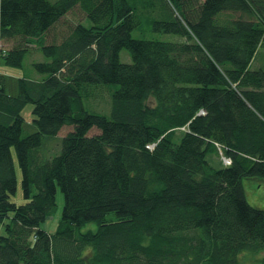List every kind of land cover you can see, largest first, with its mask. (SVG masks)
<instances>
[{"label": "trees", "instance_id": "obj_1", "mask_svg": "<svg viewBox=\"0 0 264 264\" xmlns=\"http://www.w3.org/2000/svg\"><path fill=\"white\" fill-rule=\"evenodd\" d=\"M144 23L179 40L134 37ZM262 47L264 0H0L4 63L48 58L17 95L0 75V264H264V209L243 186L264 180ZM106 93L109 115L86 106Z\"/></svg>", "mask_w": 264, "mask_h": 264}, {"label": "rangeland", "instance_id": "obj_2", "mask_svg": "<svg viewBox=\"0 0 264 264\" xmlns=\"http://www.w3.org/2000/svg\"><path fill=\"white\" fill-rule=\"evenodd\" d=\"M83 23L87 26L91 25V21L88 18L83 20ZM144 29L149 31V29L145 26V23H144ZM133 36L137 37V38H143V37L157 38V39L166 40V41H178L179 40V36L176 34L160 33V32L154 33V32H152V30L146 34H143L139 30H134ZM121 59L124 62H131L132 61L131 55L127 49L122 50ZM46 60H48V58L43 53L33 52L32 54H28L26 56L24 67L16 68V67H11V66L6 65L4 63V59L2 58V56L0 54V75L5 76V87H6L7 93L10 95H17L18 94V91H19L18 80L20 77L38 78V77L42 76L34 68L33 62L46 61ZM258 62H262L264 64V47L261 48L260 53L258 55V58L256 59V62L253 64V67H256L255 64H258ZM112 88L115 89L116 86H112ZM106 95H107V97H105V98L102 97V98L92 99L90 101V103H92V105H90V106L88 105V102H86L85 104L90 110L94 109V110L102 112L106 115H109L110 111H111V98L109 100L107 93H106ZM22 114L26 118V123L24 125V131H23V136H25L28 133L35 131V129H36L32 123L33 118H34L33 104L28 103L24 107ZM71 129H72L71 126H66V127L64 126L60 130V133L58 134L57 138L56 137L53 138L55 140V142L52 145H55L57 143L60 144L59 151L61 150V140H62L63 136L66 133H68ZM98 132H100V130L95 127L90 131V134H95ZM46 139H48V138H46ZM54 147L57 148L56 146H54ZM13 154H14V158L16 161L18 187H17L16 193L13 194L10 199L12 202H15L17 204H24V203H26L27 200L24 196V191H23V187H22V170H21V167L19 165L15 149H13ZM207 158H208L209 162L216 168L223 166V164L225 165L224 161L222 162V158L219 155L209 153ZM243 186L245 189V193H246V197H247L248 202L255 207H259V208L264 209V180H262L260 178H245V179H243ZM64 204H65L64 194L61 191V189L58 188L57 207H56L55 211L53 212V214L43 224V227L45 229H47L49 232H55V230L57 229L59 220L62 216ZM10 217H12V214L10 215ZM108 217L109 218L115 217V213L112 212V213L108 214ZM6 221H10V218H8ZM86 227L95 229L97 226L95 223H91ZM4 232H5L4 231V224L0 223V233L3 234ZM262 255H264V253H262ZM22 264H24V263H22ZM243 264H252V262L247 260Z\"/></svg>", "mask_w": 264, "mask_h": 264}, {"label": "built area", "instance_id": "obj_3", "mask_svg": "<svg viewBox=\"0 0 264 264\" xmlns=\"http://www.w3.org/2000/svg\"><path fill=\"white\" fill-rule=\"evenodd\" d=\"M201 113L203 114V113H205V111L202 109V110H201ZM183 129H184V128H183ZM154 146H155L154 143H153V144H150V145H149V148L153 149ZM221 158H222V161H224L225 165H230L231 162H232L231 159H230L228 156L224 155L222 152H221Z\"/></svg>", "mask_w": 264, "mask_h": 264}, {"label": "crops", "instance_id": "obj_4", "mask_svg": "<svg viewBox=\"0 0 264 264\" xmlns=\"http://www.w3.org/2000/svg\"><path fill=\"white\" fill-rule=\"evenodd\" d=\"M254 64V63H253ZM256 67H264V64L262 62H258V64H255Z\"/></svg>", "mask_w": 264, "mask_h": 264}]
</instances>
